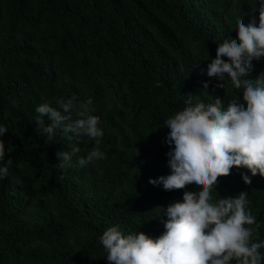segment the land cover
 <instances>
[{
	"label": "trees",
	"instance_id": "16d2710c",
	"mask_svg": "<svg viewBox=\"0 0 264 264\" xmlns=\"http://www.w3.org/2000/svg\"><path fill=\"white\" fill-rule=\"evenodd\" d=\"M257 0H0V126L8 132L0 179V264H108L100 237L110 227L123 235L159 238L164 210L185 191H165L150 179L171 174L164 121L193 104L225 108L242 92L225 77L206 74L219 44L236 40V20L259 23ZM257 11H253L254 8ZM227 61V57L223 58ZM246 77L264 72L253 60ZM201 69H205L201 73ZM207 84V89L204 85ZM73 95L91 98L103 130L104 160L85 167L95 141L69 140L61 131L45 144L36 108ZM246 107V105H245ZM73 119L77 117L73 114ZM70 135V134H69ZM81 149L60 170L56 154ZM47 153L46 159L40 154ZM242 174L252 183L245 185ZM63 176V179L60 177ZM247 192L248 210L264 242V178L233 168L219 178L213 202ZM255 227V226H252ZM264 257V249H260ZM231 264H235L232 261ZM261 264H264L262 259Z\"/></svg>",
	"mask_w": 264,
	"mask_h": 264
},
{
	"label": "clouds",
	"instance_id": "9594fccd",
	"mask_svg": "<svg viewBox=\"0 0 264 264\" xmlns=\"http://www.w3.org/2000/svg\"><path fill=\"white\" fill-rule=\"evenodd\" d=\"M257 4L258 25L255 18L247 25L242 17L238 18L239 43L226 38L206 69L209 78L222 82L217 87L223 88L225 77L230 78L235 89L243 90L244 103L233 97L225 108L216 97L214 103L193 104L189 96L186 107L163 124L170 130L166 142L170 147L174 145L166 154L171 174L150 179L149 183L163 185L169 192L195 184L199 192L185 191L183 202L172 203L164 210L167 220L161 222L165 232L159 238L143 233L125 236L117 227L108 228L100 237L108 264H261L264 259L260 252L264 242L253 241L259 224L247 208V192L216 202L212 197L219 178L229 176L234 167L246 168L252 177L259 174L264 178V72L255 81L246 78L253 69L252 61L264 58V0H257ZM204 71L201 69L202 74ZM56 103L58 108L43 103L35 110L36 130L46 138L45 144L54 140L57 131L77 143L86 137L96 146L86 158L78 157V166L104 160L105 154L99 148L104 133L98 126L100 118L92 115V99L79 101L73 95ZM6 132L7 128L0 126V137ZM80 151L73 146L70 151L58 152L60 162L55 166L67 169ZM5 156V143L0 139V161ZM46 156L47 153L40 154L41 159ZM12 164L13 160L8 159L0 166V179L8 176ZM241 178L245 185H251L248 175L242 174Z\"/></svg>",
	"mask_w": 264,
	"mask_h": 264
}]
</instances>
